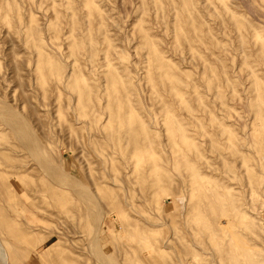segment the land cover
<instances>
[{
  "label": "rangeland",
  "instance_id": "rangeland-1",
  "mask_svg": "<svg viewBox=\"0 0 264 264\" xmlns=\"http://www.w3.org/2000/svg\"><path fill=\"white\" fill-rule=\"evenodd\" d=\"M0 101L5 264L264 259V0H0Z\"/></svg>",
  "mask_w": 264,
  "mask_h": 264
},
{
  "label": "bare ground",
  "instance_id": "bare-ground-1",
  "mask_svg": "<svg viewBox=\"0 0 264 264\" xmlns=\"http://www.w3.org/2000/svg\"><path fill=\"white\" fill-rule=\"evenodd\" d=\"M3 39V38H2ZM16 68V67H15ZM116 99V98H115ZM1 102V101H0ZM2 103H4V102H2ZM6 104V103H5ZM14 109V108H13ZM5 111V110H4ZM3 112V111H2ZM2 112H1V114L0 115H2ZM9 112V111H8ZM8 112L6 111V113L8 114ZM4 114V113H3ZM10 115H11V112H10ZM8 116V115H7ZM20 116V115H19ZM3 117V116H2ZM12 117V116H11ZM16 118L18 117V116H15ZM22 117V116H21ZM6 118V117H5ZM4 118V119H5ZM261 118V117H260ZM11 119V118H10ZM13 119H14V115H13ZM18 120H20V119H22V118H17ZM3 120V119H2ZM7 120V119H6ZM12 120V119H11ZM25 120V119H24ZM22 122H23V120H21ZM21 121H20V123H21ZM3 122V121H2ZM5 122V121H4ZM13 122H15V119H14V121ZM6 124H13L12 126H14V123H7V121L5 122ZM16 123H17V120H16ZM18 123H19V121H18ZM5 124V125H6ZM26 125L27 124V122L25 123V122H23V125ZM16 125V124H15ZM18 125H20V124H18ZM18 125H16L17 127H18ZM24 125V126H25ZM27 125H29V124H27ZM11 125H9V127H10ZM14 128V127H13ZM20 128V127H19ZM25 129H26V127H24ZM15 129V128H14ZM17 131H20V129H18ZM24 131V130H23ZM21 132V131H20ZM20 136H21V134L19 133V132H17ZM22 133V132H21ZM25 133V137H31V135L30 134H28V136H26V133H28V132H24ZM30 133H33L32 131L30 132ZM35 137V136H34ZM34 137H33V139H31V140H26L24 143L22 142V137H21V143L23 144V147L25 146H27L31 151L32 150H35V151H37L38 153L37 154H39V148H38V145L37 144H41L40 143V141H38L37 140V138H36V140L39 142H35V140H34ZM25 139V138H24ZM30 139V138H29ZM20 140V139H19ZM29 142V144H26V142ZM22 144H21V147H22ZM40 146V145H39ZM41 146H43V145H41ZM41 146H40V148H41ZM41 149H43V148H41ZM28 150V149H27ZM42 152V151H41ZM34 153V152H33ZM35 155V154H34ZM40 155H41V153H40ZM37 157V156H36ZM35 157V158H36ZM43 157V156H42ZM38 158H40V156L38 157ZM38 158H37V160H38ZM40 161V160H39ZM43 161H45V160H43ZM48 161V160H47ZM46 162V161H45ZM38 163V162H37ZM47 164H49L50 165V163L48 162ZM45 166V165H44ZM51 166V165H50ZM49 166V167H50ZM39 167V166H38ZM40 168V167H39ZM58 169V168H57ZM56 169V170H57ZM52 170V169H51ZM55 170V171H56ZM48 171H49V169H48ZM57 171H59V170H57ZM50 172V171H49ZM51 172H53V174H55L56 175V173H54V168H53V171H51ZM60 173L62 174V172L60 171ZM60 175V174H59ZM58 175V176H59ZM66 176V175H65ZM61 177H62V175H61ZM67 177V176H66ZM58 184V183H57ZM74 187V186H73ZM81 187V186H80ZM83 189H85V188H83ZM74 190V189H73ZM81 190H82V187H81ZM81 192V191H80ZM83 192H85V193H87L88 194V191H83ZM80 194V193H79ZM252 194V193H251ZM83 195V194H82ZM89 195H90V193H89ZM101 213V212H100ZM244 214L245 215H247L246 214V212H244ZM101 216V215H100ZM100 218V217H99ZM99 220V219H98ZM102 221V220H101ZM250 221V220H249ZM97 226V225H96ZM225 226V225H224ZM225 228V227H224ZM236 230V229H235ZM96 232V231H95ZM95 234V233H94ZM97 234V233H96ZM233 234H231V236H232ZM97 237V236H96ZM243 237V236H242ZM94 239V238H93ZM96 240H98V239H96ZM1 242V241H0ZM96 242V241H95ZM98 242V241H97ZM164 243V242H163ZM193 243V242H192ZM98 244V243H97ZM230 248H229V250H227V253H228V255H229V257H228V261H227V263H229V264H264V259L262 258V259H260L258 262H254V259L253 258H251V255H250V253H248L247 251L249 250V248H248V250H246L245 249V246L243 245V244H237L236 246H235V248L233 249L232 248V246H230L229 244H227ZM226 245V246H227ZM53 247V246H52ZM52 247L50 248L51 250H52ZM192 247L195 249V248H197V246L196 245H194V244H192ZM96 248V247H95ZM89 249H90V247H89ZM97 249H99V248H97ZM163 249L165 250L166 249V247H163ZM240 249H243V251L240 253V252H238ZM244 249L246 250V251H244ZM92 251L94 250V249H91ZM238 250V251H237ZM263 250V249H262ZM91 251V252H92ZM95 251H96V249H95ZM264 251V250H263ZM249 252H251V251H249ZM49 253V252H48ZM95 253V252H94ZM97 253H100L99 252V250L97 251ZM96 253V254H97ZM215 255V254H214ZM19 256V255H18ZM101 256H103V254L101 255V253H100V255L98 254V256L97 257H100L101 258ZM259 256V255H258ZM9 258V255H8V252L4 249V248H2V246H1V244H0V261H2V263L4 262V264H5V262H6V260ZM104 258H106L105 256H104ZM212 258V257H211ZM218 258V257H217ZM261 258V257H260ZM95 259V258H94ZM97 259V258H96ZM95 259V260H96ZM99 259V258H98ZM97 259V261H99ZM258 259H259V257H258ZM194 260V259H193ZM212 260H213V258H212ZM8 261V260H7ZM101 261V260H100ZM218 261V260H217ZM106 263H107V261H106ZM218 263V262H217ZM7 264V263H6ZM101 264V263H100ZM103 264H105V262L103 263ZM109 264V263H108Z\"/></svg>",
  "mask_w": 264,
  "mask_h": 264
}]
</instances>
